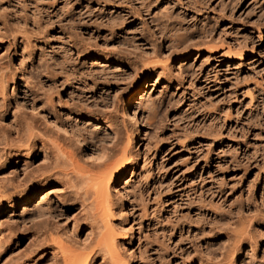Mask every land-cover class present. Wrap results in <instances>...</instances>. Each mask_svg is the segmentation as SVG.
<instances>
[{
	"label": "rangeland",
	"instance_id": "374dc122",
	"mask_svg": "<svg viewBox=\"0 0 264 264\" xmlns=\"http://www.w3.org/2000/svg\"><path fill=\"white\" fill-rule=\"evenodd\" d=\"M0 1V13L18 11L17 0ZM59 2L70 19L43 40L14 44L0 24V130L11 140L15 130L59 132L42 113L50 103L84 137L78 144L59 132L74 139L81 164L109 157L100 189L116 208L107 243L118 264H252L247 245L232 249L237 222L264 208V0ZM149 4L148 17L139 7ZM49 153L38 144L2 157L5 199L33 182L34 196L0 205V264H28L30 213L46 205L58 216L50 229L89 238L74 229L82 215L72 196L57 181L38 183Z\"/></svg>",
	"mask_w": 264,
	"mask_h": 264
},
{
	"label": "bare ground",
	"instance_id": "6f19581e",
	"mask_svg": "<svg viewBox=\"0 0 264 264\" xmlns=\"http://www.w3.org/2000/svg\"><path fill=\"white\" fill-rule=\"evenodd\" d=\"M47 1L42 0L39 5L34 6L31 0L26 1V3L21 0H17L15 3L18 5V11L14 10V8L9 4V11L12 13L15 12L12 16L7 13H0V24H4L11 29L13 34L12 41L14 44L18 39H24L26 41L29 40L30 42L40 41V39L43 40L49 32L53 31L56 27H60L65 21L70 19V17L63 14V7H58L60 0H53L50 4ZM4 4V2L0 1V8L3 7ZM150 7L151 4L140 5L139 11L141 13L145 12L148 16L150 13L148 10ZM81 16L82 15H80V17ZM10 18L14 19L16 22L12 27L7 25L8 19ZM77 21L79 22V20ZM29 23L32 24V29L35 31V34L28 31ZM41 24H44V27L42 30H39V26ZM149 34L150 32H148L147 35L152 37V35ZM73 45L75 50L82 52V50H79L76 42ZM134 62L137 61L135 60ZM139 89L142 88L140 87ZM139 89L137 90L140 91ZM99 97L101 101L104 98H102V94ZM34 110L37 112L36 108ZM42 113H47L51 124L59 132L64 133L66 136H71V138H74L76 140L75 142L78 144H82V142H84L85 139L83 136L82 138H80L81 136L79 137L80 134L78 135V130H73L71 127V124L69 123L71 121L68 120L69 130H67L68 128L66 124V127H64L60 116L54 112L50 103H45V106L42 108ZM96 122L103 121L96 120ZM113 128L114 126L107 125V132H115L116 129ZM15 131L17 137L11 140L6 135L5 130H0V166L5 159L4 158L2 160L3 155H5L4 153H7L6 155L12 154L14 157H18L20 155H24L25 157L31 154L38 144L43 149L47 147L50 152L49 154H51L52 157L49 164L44 168L46 170L41 175L38 183L46 184L50 181H57L63 187V190L72 196L71 201L79 205V215H82L81 220L74 222V229L77 228L76 225L78 227L84 226L87 228V235L89 236L88 240L80 243L73 236L64 231H53L50 229V225L47 224L46 221L49 220L52 224L51 226L59 225L58 216L56 214L54 215V209H52V206L47 205L44 208H38L39 210H36V213H34L35 211H31L32 213L29 212L31 214L30 217L28 216L34 224L31 226L33 236L31 239V250L26 258V262L28 264H96L100 261V264H118L113 256V238L111 237L108 241L109 244L107 243V227L108 224L111 223V216H113L116 212V208L101 196L102 188L100 189V180H102L101 178L103 175H106V170L109 169L110 166V163L108 164L109 157L105 154H100L98 157L100 158V161L98 160L99 163L95 162V164L90 163L89 165L81 164L82 162L79 161L78 152L76 153L77 148H74V145L72 144V140L74 139L71 140L70 137H64L62 136L63 134L61 135L59 132H55L53 130H33V128H31L30 130ZM138 134L139 132L133 135L132 138L133 142L136 143V146V139L139 136ZM3 144H7V147ZM91 151L92 149L90 152ZM93 154L94 153L92 152L90 153L92 156ZM115 178L117 180L119 179L118 173L115 176H111V181L116 180ZM34 179H36V177ZM30 185L32 186H28L25 190L19 191L11 199H5V191L0 186V205L4 204V202H6L7 205H10L12 204L14 198H16L15 201H21L23 203L29 202V200L34 196V194H32V196L29 195L34 190V182ZM262 201L264 202V195L262 196ZM58 203L64 204V202L60 199L58 200ZM103 205L106 207L107 211L104 210ZM249 216L247 218L249 223L241 216L243 220L242 222L244 223L246 221L245 223H247L248 226L243 227L244 225L242 222L239 223L241 220L237 222V227L238 225L239 227L242 225L241 231L242 229L243 231L246 230L244 228L247 227L248 231H242L241 234L240 228H237L236 231L238 232H236L235 235H241V240L237 236L236 240L238 239L241 242L236 241L237 245L234 242L232 251L239 252L242 246L247 245L253 253L250 257L252 264H264V252L262 254L261 261L258 260L257 257L259 247L264 246V208L255 206ZM238 217L241 219L240 215ZM130 228L128 232L131 233ZM96 231H99V235L94 238ZM232 251L231 253L234 255ZM14 264H25V262L17 261Z\"/></svg>",
	"mask_w": 264,
	"mask_h": 264
}]
</instances>
